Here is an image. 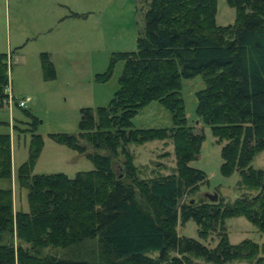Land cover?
Returning <instances> with one entry per match:
<instances>
[{
    "label": "trees",
    "instance_id": "16d2710c",
    "mask_svg": "<svg viewBox=\"0 0 264 264\" xmlns=\"http://www.w3.org/2000/svg\"><path fill=\"white\" fill-rule=\"evenodd\" d=\"M142 1L137 48L113 56L124 60L113 97L81 109L79 132L51 135L80 152L90 144L93 168L34 173L44 141L33 132L29 159L17 173L29 210L15 208L12 137L0 132V178L10 180L0 187V264H264V241L233 243L226 228L227 218L244 215L264 232V167L253 164L264 149V0H228L237 18L224 25L216 20L217 0ZM11 56L0 51V101ZM41 61L44 76L56 77L48 51ZM197 74L205 86L197 91L196 112L222 143L223 174L238 171V186L246 189L232 202L194 195L208 179L191 164L205 132L189 123L182 89L183 79ZM155 99L173 124L136 126L133 118ZM153 139H171L172 172L142 175L130 143ZM190 218L201 237L217 233L216 245L178 232ZM88 241L99 244L98 258L67 254Z\"/></svg>",
    "mask_w": 264,
    "mask_h": 264
},
{
    "label": "rangeland",
    "instance_id": "374dc122",
    "mask_svg": "<svg viewBox=\"0 0 264 264\" xmlns=\"http://www.w3.org/2000/svg\"><path fill=\"white\" fill-rule=\"evenodd\" d=\"M145 6L142 0H0V51L9 58V82L14 95L12 101H0V132H9L13 149V197L15 208L29 210L27 189L19 187L18 169L31 152L33 132L43 138V147L34 165V173L65 172L75 175L79 170L94 167L88 156L93 150H79L59 142L51 135L56 132L80 130L81 109L106 105L119 86L124 60H113L115 52L134 50L144 25ZM236 8L228 0H217L216 20L219 24L234 23ZM52 53L56 77L46 78L42 69L41 52ZM111 70L106 80L99 73ZM205 86L202 74L183 79V95L190 124L204 129L201 152L191 164L207 173V181L194 194L209 198L208 192L217 191L226 202H232L246 190L238 186V171L223 174L222 143L217 141L211 126L200 120L197 112V91ZM29 96L26 106L18 99ZM36 120V121H35ZM136 126H171L172 116L159 100H152L133 118ZM85 143V140H81ZM142 175L170 173L175 169L174 145L171 139H153L130 143ZM264 167V149L254 160ZM118 167V166H117ZM119 168V167H118ZM10 180L0 178V187ZM229 239L237 243L244 238L264 241V232L244 215L226 219ZM178 232L193 236L209 245H216V232L201 237L197 222L190 218L179 223ZM64 253V251H59ZM82 254L98 258L100 247L88 241L67 254ZM157 256L158 250L149 251ZM264 255V253H262Z\"/></svg>",
    "mask_w": 264,
    "mask_h": 264
},
{
    "label": "built area",
    "instance_id": "2783aa9c",
    "mask_svg": "<svg viewBox=\"0 0 264 264\" xmlns=\"http://www.w3.org/2000/svg\"><path fill=\"white\" fill-rule=\"evenodd\" d=\"M5 92L7 94H6L5 97L2 98V100L5 99L4 101H7V102L10 101L11 102L12 98L14 97V95L11 92V84H10V82L6 85ZM29 100H30V97L29 96H25V97L19 98L17 102H18V104L20 106H26L28 104Z\"/></svg>",
    "mask_w": 264,
    "mask_h": 264
},
{
    "label": "water",
    "instance_id": "95a60500",
    "mask_svg": "<svg viewBox=\"0 0 264 264\" xmlns=\"http://www.w3.org/2000/svg\"><path fill=\"white\" fill-rule=\"evenodd\" d=\"M206 196L209 197L211 200H217L219 198V193L217 191L208 192Z\"/></svg>",
    "mask_w": 264,
    "mask_h": 264
},
{
    "label": "crops",
    "instance_id": "0c3cea01",
    "mask_svg": "<svg viewBox=\"0 0 264 264\" xmlns=\"http://www.w3.org/2000/svg\"><path fill=\"white\" fill-rule=\"evenodd\" d=\"M49 53H50L51 59L53 60L52 53H51V52H49ZM53 62H54V61H53Z\"/></svg>",
    "mask_w": 264,
    "mask_h": 264
}]
</instances>
